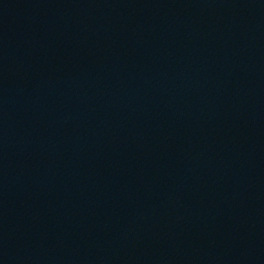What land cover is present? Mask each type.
Here are the masks:
<instances>
[{
  "label": "water",
  "instance_id": "water-1",
  "mask_svg": "<svg viewBox=\"0 0 264 264\" xmlns=\"http://www.w3.org/2000/svg\"><path fill=\"white\" fill-rule=\"evenodd\" d=\"M0 264H90L54 165L1 56Z\"/></svg>",
  "mask_w": 264,
  "mask_h": 264
}]
</instances>
